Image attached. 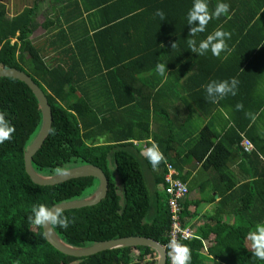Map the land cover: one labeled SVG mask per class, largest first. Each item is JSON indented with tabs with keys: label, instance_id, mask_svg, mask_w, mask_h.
Instances as JSON below:
<instances>
[{
	"label": "trees",
	"instance_id": "1",
	"mask_svg": "<svg viewBox=\"0 0 264 264\" xmlns=\"http://www.w3.org/2000/svg\"><path fill=\"white\" fill-rule=\"evenodd\" d=\"M213 1L218 0H206V3ZM246 2V5L240 1L233 4L239 10L234 9L230 18L242 20L244 27L251 21L254 24L264 9V0ZM193 3L190 0L184 5L187 9L181 16L178 0H91L88 8L93 7L94 11L111 5L125 9L113 20L107 19L109 25L94 27L91 36L85 31L74 38L73 47L58 46L59 52L51 58L29 39L34 29L29 11L7 19L0 4V69L16 68L26 73L42 90L52 112L50 131L31 159L33 169L40 175L51 176L70 168L94 165L108 180L107 193L97 204L63 210L70 219L68 227L51 226L64 243L87 247L105 240L142 236L165 246L168 254L172 214L164 190L159 191L164 185L166 164L176 170V177L188 188V194L180 201L179 222L194 231L186 218L195 216L196 212H190L188 206L191 203L198 206L200 201L186 199L193 184L187 182L188 172L183 173V163L199 161L204 168L212 166L221 176H228L229 147L237 146L247 154L254 152L252 142L242 134L247 122L233 118L234 127H229L220 141H212L210 130V135L200 130L194 133V138H187L184 150L174 148L177 152L171 153L172 142L179 140L171 121L167 132L164 127L153 131L151 123L156 107L150 110L148 105L122 106L130 100L117 102L118 88L122 85L127 88L130 79L144 78L155 93H162L170 84L182 83L184 92L195 96V103L210 107L204 113L216 110L206 86L212 81L219 82L224 75L209 76L198 60L209 64L219 59L196 58L197 53L189 57L172 54L179 35H189V30L197 25L196 21L187 25V11ZM171 7L175 8L172 13ZM179 21L181 27L176 25ZM227 24V14H221L209 20L205 32L197 34H203L205 39ZM13 38L16 41L11 43ZM200 41L196 40L197 45ZM82 43L89 45L85 54L91 57H78ZM172 44L175 46L171 47ZM61 54L64 57H58ZM157 63L167 65L166 76L157 73ZM179 92L178 89L175 93ZM102 99L110 103L103 104ZM0 114L14 127L11 138L0 143V264H157V252L148 246L112 248L84 257L66 255L54 248L46 240L42 226L28 221L32 208L86 198L96 190L99 180L78 177L55 185L31 181L24 168V154L40 131L42 113L33 92L21 80L0 77ZM226 138L230 140L228 143L224 142ZM149 139L147 150L155 144L161 154L155 168L133 142ZM244 140L252 145L251 149L244 147ZM234 184L232 181L218 189L223 198L233 202L238 191L234 190ZM93 185L92 191L85 193ZM238 188L241 190L242 186ZM232 207L234 213H239L234 224L216 218L212 225L208 222L199 226L197 235L194 233L191 239L178 240L190 249L189 264L207 261L208 264H264V260L252 254L249 239L255 226L264 223V204L254 198L245 202L240 197Z\"/></svg>",
	"mask_w": 264,
	"mask_h": 264
},
{
	"label": "crops",
	"instance_id": "2",
	"mask_svg": "<svg viewBox=\"0 0 264 264\" xmlns=\"http://www.w3.org/2000/svg\"><path fill=\"white\" fill-rule=\"evenodd\" d=\"M225 1L228 4V13L226 14L229 24L221 29L230 33V38H225L226 49L222 50L219 56H213L209 50L205 55L197 54L196 58L204 56L218 58L219 61H211L209 64L198 60L200 68L203 71L208 70L209 76L224 75L219 78L220 81L237 79L235 95L229 93L218 99L215 103L216 110L212 109L208 111L210 113H204V109L207 110L210 107L204 108L201 104L195 103V96L188 92L185 93L186 90L181 88L182 83L179 85L170 84L171 87H167L162 93H155L151 90L150 83L144 82V78L140 79L142 81L130 79L127 88L120 85L121 87L116 90L117 102L130 100L129 103H123L122 106L145 107L148 105L150 110L153 109V106L156 107L151 123L153 131L159 130L160 127L162 129L164 127L166 131L170 121L175 125L178 131L176 138L179 140L172 142L171 153L184 150L189 141L187 138L189 136L194 138V133L196 134L200 130H205L208 135H210V130L213 134L212 141L216 143L227 135L226 130L229 127H234L233 118L238 122H247L245 132L242 134L252 142L254 152L247 154L238 149L236 145L237 148L229 147L228 176L227 174L221 176L212 166L204 168L203 163L199 161L193 163L188 161V164L183 163L182 165L183 173L188 172L187 182L193 184V189L189 191L186 199L194 202L200 201L198 206L194 203L188 206V210L195 211L196 214L186 218V222L192 226L196 235L199 226L208 222H211L212 225L216 218L225 224H234L239 213H234L232 206L235 202L238 204L240 197L245 202L254 198L257 202L264 204V9L260 10V16L254 21V24L251 21L248 27H244L242 20H231L230 18H232L234 9L239 10L234 8L233 4H238L240 1L242 5H246V0ZM189 2L190 0H178L181 16L187 9L184 5ZM218 3L221 1L207 3L208 10L214 11ZM0 4L4 8L7 19H13L21 13L29 11L31 25L34 27L29 39L38 48L45 51L48 58L55 57L59 52L58 46L64 49L73 47V39L81 36L85 31L91 36L94 27L109 25L110 23H106L107 19L113 20L114 16L125 9L122 6L111 5L108 8L106 6L99 7L94 11L93 7L88 8L92 5L91 0H0ZM139 9L141 10V7ZM169 9H171V13L175 11L174 7ZM176 25L181 27L182 23L179 21ZM191 39L202 40L204 38L203 34H197L195 37L179 35L178 45L172 54L182 55V57L192 56L194 53L191 52L188 45V41ZM15 41V38L11 39V43ZM80 49L78 57H91L85 54L89 45L82 43ZM58 57H64V55L61 54ZM196 71L199 74L198 69H195ZM99 85L102 89L101 84ZM178 89L181 92L175 93ZM101 101L103 104L110 103L109 100L106 103L103 102V99ZM117 102L114 101V104L116 105ZM237 105H241V107L238 108ZM229 141V138L224 140L225 143ZM133 142L141 148L142 155H145L146 145L150 139L147 141L134 140ZM181 155L183 154L181 153ZM232 181L235 182L234 190H238L235 202L232 201L233 199L223 198V195L218 192V189L231 184ZM240 186H242L241 190L238 188ZM161 190L162 187H159V191ZM219 209L220 211H218ZM244 216L250 215L244 213ZM206 256L210 258V256ZM204 264H208V261Z\"/></svg>",
	"mask_w": 264,
	"mask_h": 264
},
{
	"label": "clouds",
	"instance_id": "3",
	"mask_svg": "<svg viewBox=\"0 0 264 264\" xmlns=\"http://www.w3.org/2000/svg\"><path fill=\"white\" fill-rule=\"evenodd\" d=\"M228 13V4L218 3L214 11L211 13L208 10L206 0H194L191 9L187 13V24L192 22H198L197 25L189 30V35L195 37L197 33H203L206 30V26L209 20L213 18H219L221 14ZM162 15V13H158ZM225 38H230V33L217 28L212 33L208 34L205 39L201 40L197 45L195 39L188 41L189 49L193 53L198 55H205L209 50L213 56H219L221 51L226 49ZM175 45L172 44L171 47ZM167 65L164 63H157L156 71L160 76H166ZM238 80L232 78L223 81H212L206 86V92L208 97L213 103H216L218 99L223 98L225 95L231 93L236 94V87ZM241 107V105H237ZM14 132L9 122L4 118L3 114H0V143L11 138V134ZM146 157L155 168L160 160L161 154L155 144L145 153ZM32 214L28 216V221L36 226L45 225H59L61 228H67L70 223L69 217L65 216L63 209L59 205L53 207H47L40 204L32 208ZM249 239L251 240L252 254L260 260H264V223H259L255 226V229L249 233ZM172 252L173 264H189L191 260L190 249L187 246L181 245L176 241L170 243Z\"/></svg>",
	"mask_w": 264,
	"mask_h": 264
},
{
	"label": "water",
	"instance_id": "4",
	"mask_svg": "<svg viewBox=\"0 0 264 264\" xmlns=\"http://www.w3.org/2000/svg\"><path fill=\"white\" fill-rule=\"evenodd\" d=\"M0 77H12L24 82L33 92L41 109L42 124L40 131L24 154V168L31 181L38 185H55L72 178L95 177L99 180V185L97 190H95L92 195L83 199L62 202L56 205H59V207H61L63 210H68L97 204L101 199L105 197L108 189L107 177L99 167L94 165H82L75 168L67 169L51 176L40 175L33 169L31 165V159L42 145L51 128V108L39 86L23 71L18 70L16 68H2L0 69ZM51 207H53V210H55V205ZM42 229L46 240L54 248L66 255L74 257H84L112 248L148 246L156 250L157 264H166V250L164 246L160 245L158 242L150 238L142 236H129L97 242L87 247H73L64 243L55 234L51 226L45 225V228L42 226Z\"/></svg>",
	"mask_w": 264,
	"mask_h": 264
},
{
	"label": "built area",
	"instance_id": "5",
	"mask_svg": "<svg viewBox=\"0 0 264 264\" xmlns=\"http://www.w3.org/2000/svg\"><path fill=\"white\" fill-rule=\"evenodd\" d=\"M244 147L246 149H251L252 145L247 143L245 140L243 141ZM167 172L164 175V185L162 186V189L164 190L166 196H167V203L171 212V219H172V225H171V232H170V238L171 241L178 240H188L195 236L193 230L189 227H182L179 222V213L181 211V205L180 201L186 197L188 194V188L185 183H183L179 178L176 177V170L172 168L170 164H166ZM169 243V251L168 254H166V260L168 258L169 264H173L172 261V255L174 254L172 252V249L170 247ZM165 248V246H164ZM166 249V248H165Z\"/></svg>",
	"mask_w": 264,
	"mask_h": 264
},
{
	"label": "rangeland",
	"instance_id": "6",
	"mask_svg": "<svg viewBox=\"0 0 264 264\" xmlns=\"http://www.w3.org/2000/svg\"><path fill=\"white\" fill-rule=\"evenodd\" d=\"M94 183H96V182H94ZM93 188H94V185H93L92 187H90L87 191H85V193H89V192H91ZM97 188H98V185H97V187H96L95 189L97 190ZM92 194H93V193H92ZM92 194H91V195H92Z\"/></svg>",
	"mask_w": 264,
	"mask_h": 264
}]
</instances>
